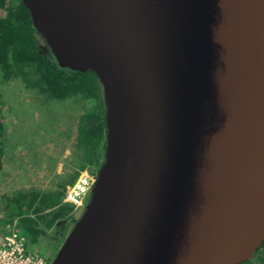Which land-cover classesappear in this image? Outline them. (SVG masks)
I'll list each match as a JSON object with an SVG mask.
<instances>
[{
    "label": "water",
    "instance_id": "obj_1",
    "mask_svg": "<svg viewBox=\"0 0 264 264\" xmlns=\"http://www.w3.org/2000/svg\"><path fill=\"white\" fill-rule=\"evenodd\" d=\"M92 70L104 158L50 264H239L264 243V0H22Z\"/></svg>",
    "mask_w": 264,
    "mask_h": 264
},
{
    "label": "rangeland",
    "instance_id": "obj_2",
    "mask_svg": "<svg viewBox=\"0 0 264 264\" xmlns=\"http://www.w3.org/2000/svg\"><path fill=\"white\" fill-rule=\"evenodd\" d=\"M22 70L18 73L16 70V74L0 81V143L3 148L0 228L3 220L9 217V198L32 188L45 189L53 183L56 173L70 170L75 162L73 152L79 117L95 104L93 100L83 99L80 95L53 98L34 83L38 77L34 66H24ZM23 73L28 78H24ZM101 94L104 99L102 85ZM96 175L97 172L90 168L80 171L76 181L84 176L89 184L88 191L80 197L68 196L69 187L76 181L67 186L64 200L73 207L67 218L80 217ZM60 223L40 239L41 248L49 253L54 254L59 249L74 225L69 220L64 235L60 236ZM29 240L33 250L41 251L36 241L30 237ZM262 260L264 245L250 259L239 264H264Z\"/></svg>",
    "mask_w": 264,
    "mask_h": 264
},
{
    "label": "trees",
    "instance_id": "obj_3",
    "mask_svg": "<svg viewBox=\"0 0 264 264\" xmlns=\"http://www.w3.org/2000/svg\"><path fill=\"white\" fill-rule=\"evenodd\" d=\"M24 66H34L38 74L34 83L51 97L64 99L80 95L95 103L79 117L73 152L75 162L70 170L56 173L53 183L45 189L32 188L8 199L9 218L17 217L27 235L37 241L70 217L73 207L64 200L67 186L76 181L81 170L90 168L97 172L100 167L105 149V102L100 81L92 70H72L57 63L22 0H0V81ZM23 75L28 78L26 73ZM2 151L0 143V168Z\"/></svg>",
    "mask_w": 264,
    "mask_h": 264
},
{
    "label": "built area",
    "instance_id": "obj_4",
    "mask_svg": "<svg viewBox=\"0 0 264 264\" xmlns=\"http://www.w3.org/2000/svg\"><path fill=\"white\" fill-rule=\"evenodd\" d=\"M88 187L86 177L82 176L69 187L68 196L80 197ZM30 245L29 236L18 218H5L0 228V264H48L45 257Z\"/></svg>",
    "mask_w": 264,
    "mask_h": 264
},
{
    "label": "flooded vegetation",
    "instance_id": "obj_5",
    "mask_svg": "<svg viewBox=\"0 0 264 264\" xmlns=\"http://www.w3.org/2000/svg\"><path fill=\"white\" fill-rule=\"evenodd\" d=\"M69 220H71V222H73V224H74L76 219L74 217L73 218H67V219H64L63 222L60 223L62 225L61 226L62 229L58 232L60 236L64 235V233H65L64 229L66 228V224L69 222ZM56 227H57V225H56ZM40 239H38L36 241V245H38L37 247H40L41 251H39V252L45 257L46 262L48 264H50L58 249L56 250V252H54V254L52 252H50L51 253L50 254L49 251L41 248ZM261 246H263V245H261ZM59 247H60V245H59Z\"/></svg>",
    "mask_w": 264,
    "mask_h": 264
}]
</instances>
